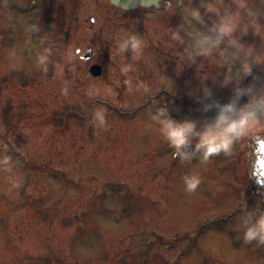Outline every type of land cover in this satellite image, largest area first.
Masks as SVG:
<instances>
[{
    "label": "rangeland",
    "instance_id": "374dc122",
    "mask_svg": "<svg viewBox=\"0 0 264 264\" xmlns=\"http://www.w3.org/2000/svg\"><path fill=\"white\" fill-rule=\"evenodd\" d=\"M226 16L237 27L221 35ZM129 35L138 51L121 49ZM229 99H264V0L127 13L107 0H0V264H264V245L243 239L262 202L232 159L264 117L206 161L173 160L161 134L168 116L199 131ZM186 175L200 177L193 192Z\"/></svg>",
    "mask_w": 264,
    "mask_h": 264
},
{
    "label": "clouds",
    "instance_id": "9594fccd",
    "mask_svg": "<svg viewBox=\"0 0 264 264\" xmlns=\"http://www.w3.org/2000/svg\"><path fill=\"white\" fill-rule=\"evenodd\" d=\"M206 7L208 11H217L212 4H208ZM191 15L198 17L199 13L193 11ZM237 20L238 16L224 17L218 25L219 33L230 35L237 27ZM204 42L203 40L200 41V43ZM128 43H131L134 51H138L142 42L136 36L129 35L120 45L121 49ZM242 70L245 75L250 74L251 65L245 62ZM161 114L163 115V113ZM261 117H264V99L245 104L240 108L230 103L223 106L211 122L204 123L199 131H197L195 120H175L168 116L162 122L161 134L170 147L174 149L175 157L191 160L196 154H199L206 161L221 152L228 153L235 141L257 129ZM95 119L103 124V113L98 111L95 114ZM193 137L196 138L194 147ZM190 147H193L192 152L184 151ZM183 180L188 192L195 191L201 182L198 175H186ZM243 224L244 241L246 243L256 241L257 244L264 245V212L257 210L249 212Z\"/></svg>",
    "mask_w": 264,
    "mask_h": 264
},
{
    "label": "water",
    "instance_id": "95a60500",
    "mask_svg": "<svg viewBox=\"0 0 264 264\" xmlns=\"http://www.w3.org/2000/svg\"><path fill=\"white\" fill-rule=\"evenodd\" d=\"M161 0H109L111 5L118 7L124 11L135 10L138 8H146L150 6H157ZM79 52H77L78 54ZM91 57V50L87 51L83 61H88ZM89 74L97 78L101 75V68L99 66H92L89 69ZM251 150L247 154L248 166L246 167V173L249 181L252 185V192L261 196L264 212V141L256 140L251 146ZM186 148L185 152L189 151Z\"/></svg>",
    "mask_w": 264,
    "mask_h": 264
},
{
    "label": "flooded vegetation",
    "instance_id": "af4514ba",
    "mask_svg": "<svg viewBox=\"0 0 264 264\" xmlns=\"http://www.w3.org/2000/svg\"><path fill=\"white\" fill-rule=\"evenodd\" d=\"M93 56H94V54H93ZM93 56H92V58H93ZM92 58H91V60H92ZM90 60V61H91ZM92 63H93V61H92ZM252 136H256V137H254V138H256V139H258V140H261V139H264V131H261V132H255V133H253V135ZM250 137V136H249ZM245 138H247V136L245 137ZM246 140V139H245ZM245 142V141H244ZM246 157V154H245V151L244 152H242V154H238L237 155V153H236V156H234V157H232V159H234V160H237L238 158H239V162L241 163V161H243V159ZM173 158V160L175 159V156H173L172 157ZM234 160H232V161H234ZM246 188L248 189V185L246 186Z\"/></svg>",
    "mask_w": 264,
    "mask_h": 264
}]
</instances>
